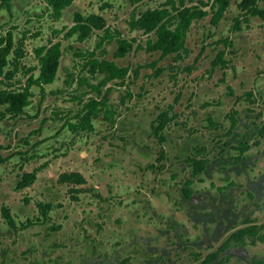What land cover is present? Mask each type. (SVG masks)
Returning <instances> with one entry per match:
<instances>
[{
	"label": "flooded vegetation",
	"instance_id": "flooded-vegetation-1",
	"mask_svg": "<svg viewBox=\"0 0 264 264\" xmlns=\"http://www.w3.org/2000/svg\"><path fill=\"white\" fill-rule=\"evenodd\" d=\"M198 1L185 0L188 5ZM216 56L211 70L221 66L212 64ZM144 66L138 64V71ZM151 68L155 77L166 70L165 66L159 71ZM251 83L256 84L255 96L250 89L232 93L226 126L207 116L201 120L203 130L196 131L187 117L179 122L174 136L169 130L179 116L177 96L172 102H157L133 98L127 90L121 103L129 98L139 106L128 113L126 128L121 129L122 121L115 124L119 113L113 104V114L103 115L111 126L115 124V131L104 136L105 153L113 167L120 164L121 176L129 177L126 186L116 185L120 189L107 203L95 190L94 205L82 208L67 222L49 224L52 201H37L36 216L27 215L18 224L2 205L6 225L0 224V264H225L231 255H238L243 264H264V93L254 79ZM201 105L208 103L193 107ZM209 105L207 110L213 114L214 107ZM193 109L189 105L187 111ZM199 160L204 161L202 168L197 166ZM97 166L105 167V159ZM36 171H24L15 187L33 185L34 180L24 185L22 176ZM84 180L78 185H84ZM73 189L80 192L82 188ZM70 199L78 196L72 194ZM29 201L24 198L26 204ZM23 204L19 209H25ZM246 227L257 233L240 238L239 229ZM87 228L94 229L93 236L85 235ZM257 242L261 248L255 247Z\"/></svg>",
	"mask_w": 264,
	"mask_h": 264
},
{
	"label": "rangeland",
	"instance_id": "rangeland-1",
	"mask_svg": "<svg viewBox=\"0 0 264 264\" xmlns=\"http://www.w3.org/2000/svg\"><path fill=\"white\" fill-rule=\"evenodd\" d=\"M164 1L73 0L63 10L59 19L47 8L45 0H10V7L0 3V35L14 28L16 38H24L25 55L20 60L16 78L24 80L29 73L38 74V69H35L36 47L61 40L63 48L55 80L46 84L43 91L33 85L32 102L25 111L16 117L0 120V208L2 205L6 206L17 224L25 220L27 215H31V218L36 216L37 201L48 200L54 203L49 224L67 222L68 217L77 214L82 208L94 205L95 197L92 193H96L95 190H100L105 198L102 199L107 203L114 191L120 189L116 188V185L126 186L129 177L121 176L120 164L115 168L112 160L107 159L104 136H107L109 131H115L114 126L120 121L121 129L126 128L125 122L130 119L128 113L138 104H134L129 98L121 103L122 96H128L125 93L127 90L133 98L146 97L157 102H172L177 96L179 101L176 108L179 116L177 123L171 126V131L169 130L173 136L179 130V122L187 117L189 119L186 122L191 120V128H196V131L203 130L201 120L207 116L220 120L218 126H226L229 123L226 115L229 111L228 104L234 97L232 93L240 95L250 89L255 96L257 91L256 84L251 83L253 79L260 87L259 92L264 93V68L258 67L264 66V19L259 15L244 14L237 5L240 0H232L217 25L210 22L211 12L193 22L185 41L187 51L179 55L172 53L161 56L159 51L145 49L149 34L130 28L128 20L132 13L158 6ZM257 3L264 8V0H257ZM75 11L103 15L107 23L118 29L122 36L136 39L133 47L124 56H116L115 40L100 48L96 46L101 31H95L84 40H80L77 34L66 37L65 30L56 32L65 25H72ZM241 15L247 16V22L242 21L241 28L233 29L234 16ZM24 32L27 33L26 36H23ZM224 39L232 40V43L225 42ZM137 43L143 48H137ZM222 48L226 50V61L224 65L211 70V60ZM103 49L106 50L105 57L120 65H130V72L138 64L145 65V68L142 67L136 76L131 73L125 86L113 82L101 86L103 92L108 86L111 87L108 102L113 104L119 113L114 125L111 126L104 119V113L100 112L93 119L92 130L71 128L69 122L78 121L84 101L96 94L87 85L79 84V76L91 75L83 67L84 60L74 52L84 54L94 50L99 54ZM153 61H157V66L166 67V70L156 77L153 76L154 70L151 68L155 66L146 67ZM258 75H262V78ZM102 78L103 74L97 73L91 76L90 81L97 83ZM1 86L4 85L0 84ZM227 86L232 92H229ZM202 101L207 102L208 106L193 107ZM211 103L214 107L213 114L207 110ZM187 104L194 108V111H187ZM240 106L231 105L233 108ZM149 109L152 110L151 107ZM204 148L206 150L205 146ZM103 159L105 167L98 168V163ZM114 168L116 170H113ZM34 169H37V176L33 185L17 189L15 186L20 175L24 171ZM72 171L82 173L86 179L84 185L59 180L60 173ZM76 187H81V191H84H70L76 190L73 189ZM86 188L88 190H85ZM125 190L126 188L123 191ZM72 194L78 196V199L71 200ZM24 198L30 199L29 203L26 204ZM22 203L26 206L25 209H19L18 205ZM261 208L264 209V206ZM1 213L0 209V224L6 225ZM258 214L261 215L262 212ZM83 232L87 237H91L94 229L87 228ZM104 236L108 237L109 232L106 231ZM255 247L261 248L262 243L257 242ZM202 249L201 252H204V248ZM230 260L225 264H243L240 263L238 255H231Z\"/></svg>",
	"mask_w": 264,
	"mask_h": 264
},
{
	"label": "trees",
	"instance_id": "trees-1",
	"mask_svg": "<svg viewBox=\"0 0 264 264\" xmlns=\"http://www.w3.org/2000/svg\"><path fill=\"white\" fill-rule=\"evenodd\" d=\"M232 0H199L197 4H186L185 0H165L158 6L147 7L138 13H132L128 20L130 28L142 30L143 33L149 34L145 48L150 51H159L161 56L176 53V55L187 51L185 46L187 32L195 20H200L211 12L210 22L217 25L224 17ZM73 0H45L46 6L51 10L53 16L59 19L63 15V10L69 6ZM1 5L5 4L10 7V0H0ZM238 7L244 14H257L264 18V8L260 7L257 0H240L237 3ZM243 16V15H241ZM240 16V17H241ZM234 16L233 29H238L242 21L247 22V16L240 18ZM65 30L66 37L77 34L80 40L89 37L95 31H101L100 38L96 44L97 47L103 46L105 43L115 40L117 47L114 51L116 56H124L136 41L135 38H127L122 36L118 29L112 28L107 19L96 12L83 14L79 11L74 12L72 25H65L56 32ZM27 33L24 32L23 36ZM24 38H16L14 28H10L0 35V120L16 117L22 114L26 107L32 102L33 96L32 86L36 85L40 91L44 90L46 84L52 83L57 77L60 66V59L63 55L61 40L50 41L35 48L37 57L38 74L29 73L23 79L16 78V73L19 69L20 60L25 55L23 47ZM224 39L223 41L232 43V40ZM137 48H143L140 43H137ZM80 56L84 62L83 67L90 73L91 76L97 73L103 74V78L97 83L90 81L91 76H79V84L87 85L90 90L96 94L84 101L81 110L79 121L76 123L69 122L71 128H92V119L100 112H103L105 117L113 114L114 110L108 102V93L111 89L107 87L105 92L101 86H105L109 82L124 85L131 73L137 75L138 67L134 68L130 73V65H120L115 60L105 57L106 50H100L96 54L94 50L86 51L84 54L74 52ZM226 50L221 49L216 58L213 60L214 65H224V54ZM159 71L161 67L156 66L157 61L150 63ZM168 120L165 115L164 122ZM1 159V157H0ZM198 168H202L204 161H197ZM34 172L24 173L22 183L30 184L35 180ZM60 181H68L73 183H83L84 177L80 172H62L59 174ZM6 216L10 219L8 209H5ZM257 233L251 227L239 229L240 238L244 233Z\"/></svg>",
	"mask_w": 264,
	"mask_h": 264
}]
</instances>
